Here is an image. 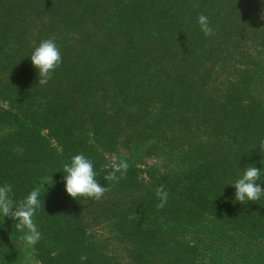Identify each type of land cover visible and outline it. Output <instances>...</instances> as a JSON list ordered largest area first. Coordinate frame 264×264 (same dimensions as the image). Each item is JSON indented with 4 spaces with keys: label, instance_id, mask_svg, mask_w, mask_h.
Segmentation results:
<instances>
[{
    "label": "rangeland",
    "instance_id": "obj_1",
    "mask_svg": "<svg viewBox=\"0 0 264 264\" xmlns=\"http://www.w3.org/2000/svg\"><path fill=\"white\" fill-rule=\"evenodd\" d=\"M88 1L0 2V28L4 27L1 47L18 66L11 74L12 82L44 92L45 96L37 94L35 101L42 107L57 103L64 106L61 115L69 121L75 137L89 139L88 118L93 112L108 115L106 126L112 120L123 124L113 147L94 145L106 166H111L113 158L125 160L138 167L141 179H149L148 173H151L178 185L195 180L199 175L200 178L202 174L197 172L207 167L214 178L221 176L224 179L217 187L209 189L219 194L225 190L226 195L231 194L235 200L233 184L251 165L261 169V179L255 183L264 188V160L260 164L249 156L255 151L256 141H264V0H217L214 6L202 11L214 31L217 30L214 28L216 19H222L224 26V33L217 30L207 40L213 48L210 54L213 60L204 61L199 68V77L207 72L202 89L210 94L211 100H206L203 95H193L183 101V94L178 96L181 89L175 86L173 72L156 75L152 85L143 87L151 89L154 94L156 87L160 92H171L173 100L167 101L163 112L166 116L158 122L154 121L160 117L157 101L148 105V112L138 122L128 121L123 115L125 111L142 112L138 99L142 88L135 85L141 75L135 73L131 76L129 72L126 77L130 80L129 85H120L114 84L108 76L89 72L87 66L88 58L96 60L95 63L100 61L96 57L103 48L109 63L114 65L129 52L126 50L128 40L120 31L122 27H112L104 22L105 13L118 9L113 17L108 18L114 21L119 18V12L136 3L138 8L147 9L153 8L155 3L152 0H118L114 7L111 2L110 9H106L103 15L95 17L84 12L80 17ZM157 4H175L176 9L181 6L184 19L172 21L178 20L182 24L185 29L183 42L189 47L193 25L187 24L191 17L201 15L199 1L158 0ZM47 7L49 9L44 10ZM243 12L245 17L241 15ZM14 23L19 28L12 29L11 35L10 26ZM46 39L54 40L64 63H60L52 78L42 86L37 82L38 72L30 55ZM137 56L145 62L146 55ZM105 59L103 65L107 63ZM124 59L135 68L140 66V62L135 63L132 58ZM66 66L75 68L74 78L67 80L66 76L59 74L57 78L56 72ZM118 76L122 79L124 74L118 73ZM199 77L195 78L201 85L203 79ZM195 91L203 92L199 87ZM229 97H235V106L220 107ZM176 108H179L177 115ZM241 126L250 129L240 134ZM6 132L7 127H0V138ZM133 191L126 197H105L84 206L87 231L113 264H137L131 256L135 235H130L129 231L143 223L147 228L153 226L154 235L158 237L155 258L149 264H184L185 261V264H264L259 250L253 246V238L246 240L227 230L226 226L208 219L193 220L188 224L176 218L167 220L160 215L135 218L131 210L132 199L139 195ZM258 201L264 202V195ZM22 235L24 233L18 231L6 236L0 231V264H39L35 247L27 245L21 239Z\"/></svg>",
    "mask_w": 264,
    "mask_h": 264
},
{
    "label": "trees",
    "instance_id": "obj_2",
    "mask_svg": "<svg viewBox=\"0 0 264 264\" xmlns=\"http://www.w3.org/2000/svg\"><path fill=\"white\" fill-rule=\"evenodd\" d=\"M2 1L6 0H0ZM50 1L53 3V0ZM152 1L155 3L152 5L153 8H138L136 3L135 6L119 12V18L114 21L108 18L113 17L118 9L113 8L108 13L104 11L110 9L111 2L114 7L118 0H89L84 4L85 7L80 14L82 17V14L87 12L96 17L105 13L104 22L112 27H122L120 31L128 40L126 50L129 52L122 55L123 59H119V64L109 63V58L104 53L106 49L103 48L96 57L100 61L95 63L96 60L88 58L87 66L89 72L108 76L114 84L129 85L130 80L126 78L129 72L131 76L135 73L141 75L135 85L142 88L138 98L142 112L137 110V113L133 114L124 108L123 115L131 122L142 120L143 114L148 112V105L154 104L155 101L160 104L158 110L160 117L154 121L158 122L166 116L163 112L166 111L167 101L171 99V92L163 93L156 87L153 89L156 95L151 89L143 87L152 85L156 75L164 76L169 75L168 72H173L177 83L175 86L181 89L178 96L181 97L183 94V101L193 95H203L206 100H211L210 94L202 89L207 72L199 77V68L206 61L213 60L210 55L213 48L207 43L211 36H205L199 28V15L191 17L190 23L187 24L193 25L190 33L192 40L189 39L191 45L187 47L183 42L185 29L178 20L172 21L184 19L181 6L176 9L175 4L166 6L157 4L158 0ZM197 1L201 14L217 3V0ZM47 9L49 7L44 10ZM40 10L41 7L38 5V11ZM170 13L173 14L169 15ZM243 14L244 12L241 15L245 17ZM228 16L227 19H232ZM209 25L211 26L210 22ZM215 25L214 28L224 33L222 19H216ZM17 26L15 23L10 26V34L12 29L19 28ZM3 30L4 27L0 28V127H7V132L0 138V186L5 183L12 186L11 195L16 203L25 199L32 190L39 188L41 207L33 216L36 228L41 233L40 240L34 245L39 264H113L87 231L84 206L95 199L78 196L76 200L68 196L64 190L63 166L66 163L70 164L71 158L78 154H83L93 162L98 183L109 189L102 198L126 197L133 190L137 192L139 196L132 199L131 209L135 218L160 215L167 220L176 218L188 224L193 220L208 219L226 226L227 230L234 231L246 240L253 238L255 242L253 246L255 250H259V255L264 261V202L257 200L241 204L233 200L231 194L226 195L225 190L219 194L209 189L217 187L224 179L221 176L214 178L207 167L197 172L202 174L200 178V175L198 176L199 180L196 178L184 185H178L163 176L151 173H148L149 179H141L140 171L135 165H129L126 175L118 182L106 181L104 177L111 171V166L102 163L94 145L99 144L108 149L113 147L119 139L118 133L122 131L123 124L112 120L106 126L108 115L104 112H93L88 118L89 139L75 137L69 121L63 119L65 115H61L65 110L64 106L57 103L55 106L42 107L35 101L38 95L45 96L44 92L27 86H18L12 82L11 74L18 66L15 65V61L10 60L11 56L2 50ZM193 31L196 33L192 34ZM137 35L140 38H135ZM167 41H170V44ZM133 53L136 55H131ZM140 54L146 55L145 62L138 59L137 55ZM126 57L134 59L135 63L140 62L138 63L140 66L135 68V65L124 59ZM104 59L107 61L105 65L102 63ZM61 63H64V59ZM118 73H123L124 77L119 79ZM58 74L66 76L67 80L72 79L75 68L69 66L60 68L55 74L57 78ZM195 77L203 79V83L201 85L197 83ZM198 87L203 92H196ZM208 103L210 102L207 101ZM222 106H235V97H229L220 107ZM178 111L179 108H176L175 115L179 113ZM249 129L248 127L242 129L241 126L240 134H245ZM260 144L257 140L255 151L249 153V156L261 164L264 160V148H261ZM161 185L167 193V202L162 209H158L160 198L156 190ZM15 223L10 217H3L0 214V231L4 235L18 232ZM146 228L143 223L141 227L129 231L130 235H135L131 256L137 264H149L155 258L154 247L158 245V237L154 235L153 226ZM81 255L87 256V259L81 261ZM164 256L168 257L169 254Z\"/></svg>",
    "mask_w": 264,
    "mask_h": 264
},
{
    "label": "clouds",
    "instance_id": "obj_3",
    "mask_svg": "<svg viewBox=\"0 0 264 264\" xmlns=\"http://www.w3.org/2000/svg\"><path fill=\"white\" fill-rule=\"evenodd\" d=\"M198 25L205 36L214 35V30L209 25L206 15L198 16ZM33 67L38 72L37 82L40 85H46L52 78L53 71L62 62L60 50L52 39L43 40L38 47L34 49L30 55ZM264 148V141L260 144ZM129 164L125 160L117 161L113 158L111 162V171L104 177L106 181L118 182L126 175ZM64 190L68 196L77 200L78 196L100 200L109 190L105 186H101L96 179V172L93 168V162L83 154L75 155L71 158V162L63 166ZM120 175H117V174ZM261 179V169L249 165L242 176L233 184L235 187V201L244 204L246 202H255L264 195V188L255 183ZM50 186L52 184L50 179ZM12 186L5 183L0 186V214L3 217H10L15 223V228L24 233L21 239L29 246H34L41 238V233L37 230L33 220L35 211L41 207L40 190L36 188L32 190L25 199L19 203L14 202L12 198ZM157 196L160 198L158 209H162L167 202V193L164 192L161 185L156 190ZM87 256L81 255L80 260L84 261Z\"/></svg>",
    "mask_w": 264,
    "mask_h": 264
}]
</instances>
